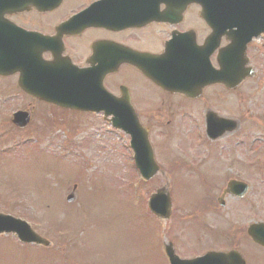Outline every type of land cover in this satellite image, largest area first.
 Returning <instances> with one entry per match:
<instances>
[{
    "label": "rangeland",
    "instance_id": "rangeland-1",
    "mask_svg": "<svg viewBox=\"0 0 264 264\" xmlns=\"http://www.w3.org/2000/svg\"><path fill=\"white\" fill-rule=\"evenodd\" d=\"M256 54L264 55L263 45ZM259 64V78L238 90L240 129L229 133L235 139L208 141L201 125L194 130L189 119L175 121L181 107L160 105L151 142L159 165L175 169L170 195L177 217L167 225L146 205L149 190L164 180L157 174L137 184L128 134L98 115L47 110L39 103H34L32 121L16 128L8 116L27 100L12 78H0V209L24 217L52 242L50 247L22 246L1 235L0 264H168L165 240H173L180 256L238 245L247 264H264V249L245 232L249 222L264 221V151L255 168L247 163V147L257 149L264 136V61ZM44 112L53 125L43 120ZM56 112L63 119L53 117ZM191 112L199 118L195 108ZM171 116L173 126L166 123ZM175 128L177 133L168 137L161 134ZM227 177L250 187L240 200L226 195L220 207L216 198ZM73 184L75 198L67 203ZM204 198L210 199L206 209Z\"/></svg>",
    "mask_w": 264,
    "mask_h": 264
},
{
    "label": "flooded vegetation",
    "instance_id": "flooded-vegetation-1",
    "mask_svg": "<svg viewBox=\"0 0 264 264\" xmlns=\"http://www.w3.org/2000/svg\"><path fill=\"white\" fill-rule=\"evenodd\" d=\"M9 19L45 36L40 59L46 67L73 69L75 80L87 83L88 95L97 83L119 103L131 105L139 120L153 122L151 126L159 118L160 105L168 110L186 105L185 115L195 108L203 123L208 110L238 119L239 87L226 86L222 74L237 53L231 45L229 57H224L231 43L221 27L210 23L205 1L61 0L52 10H28ZM260 38L264 34L246 45L248 64L258 73L264 61L256 54L257 47L264 46L257 42ZM182 69L184 92L164 83L159 74ZM258 73L243 83L259 78ZM178 77L168 76L169 83ZM56 79L62 81V75ZM24 96L29 106L38 102ZM172 121L171 116L166 122Z\"/></svg>",
    "mask_w": 264,
    "mask_h": 264
},
{
    "label": "water",
    "instance_id": "water-1",
    "mask_svg": "<svg viewBox=\"0 0 264 264\" xmlns=\"http://www.w3.org/2000/svg\"><path fill=\"white\" fill-rule=\"evenodd\" d=\"M212 2H218L222 7V14L224 18H233L229 21H225L223 24L228 26H237L238 29L234 32L238 36L239 40L247 41L253 35H257L259 32L264 31V0H210ZM31 2H35L34 4ZM39 0H6V7L2 10L1 15L10 11H22L33 6L36 9H40ZM1 11V10H0ZM229 34H233L230 30ZM246 38V39H242ZM20 56L18 54L0 55V74L7 75L15 71H19L20 76L18 79V86L26 93H30L38 99L52 102L56 105L76 108L94 110L96 105L87 104L82 101H78L75 97L69 93H65V90H61L59 93H52L49 88L31 85L25 83L23 78L26 72L19 66ZM245 60L243 57H239V64L237 71L240 73ZM240 82V79H238ZM106 106H109L108 112H113L115 118L112 119V124L118 128H121L128 132L131 137L130 144L134 149V157L137 166L139 167L142 175L145 178L152 176L157 170L156 163L154 161L151 145L148 140L147 130L143 128L137 119L121 118L119 114L124 112L123 107L113 100L106 101ZM103 108V107H102ZM118 116V117H117ZM13 122L23 127L28 122V114L26 112H17L14 114ZM217 135L220 132H216ZM216 135V134H215ZM232 182L228 184V189L232 190ZM238 188V194L242 195L246 191V185L236 186ZM162 189V188H161ZM160 189V191H161ZM166 190L163 188L160 194H157L152 200L151 208L159 215L165 216L169 212V200L168 195L165 194ZM73 195L68 196L67 200H72ZM220 204H223L222 198H219ZM13 231L22 241H33L35 243H42L49 245V242L34 232L29 225L17 218H13L8 215L0 214V232ZM248 233L251 235L254 241L264 246V224L254 223L248 228ZM165 252L168 256L170 264H245L241 254L234 249L228 251H209L202 256L181 259L175 253L171 242L165 244Z\"/></svg>",
    "mask_w": 264,
    "mask_h": 264
}]
</instances>
